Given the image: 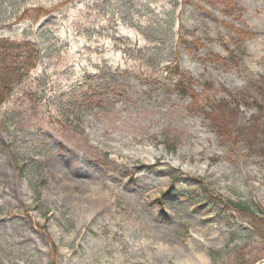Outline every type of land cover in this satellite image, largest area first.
Returning a JSON list of instances; mask_svg holds the SVG:
<instances>
[{"label": "rangeland", "instance_id": "1", "mask_svg": "<svg viewBox=\"0 0 264 264\" xmlns=\"http://www.w3.org/2000/svg\"><path fill=\"white\" fill-rule=\"evenodd\" d=\"M0 40L39 53L0 101V264H264V0H0Z\"/></svg>", "mask_w": 264, "mask_h": 264}, {"label": "trees", "instance_id": "2", "mask_svg": "<svg viewBox=\"0 0 264 264\" xmlns=\"http://www.w3.org/2000/svg\"><path fill=\"white\" fill-rule=\"evenodd\" d=\"M7 43L0 42L1 49H5ZM7 52L10 51V54H6L2 52L0 49V53L2 59V66L0 68V76H5L2 80H0V101H4L7 99L13 91L14 85L16 82L20 81L22 74H20V68H15L14 64L18 59H20L25 66L26 70H30L33 68V63L31 62V58L33 55L38 57L39 53L36 51L34 47L31 46L30 42H25L23 44H8ZM10 60L7 63V60Z\"/></svg>", "mask_w": 264, "mask_h": 264}, {"label": "bare ground", "instance_id": "3", "mask_svg": "<svg viewBox=\"0 0 264 264\" xmlns=\"http://www.w3.org/2000/svg\"><path fill=\"white\" fill-rule=\"evenodd\" d=\"M144 160H145V162H148V158H144ZM83 186L85 185V184H82ZM14 191V190H13ZM11 192H12V190H11ZM15 193H16V191H14ZM19 192V191H18ZM20 194V193H19ZM85 195H86V199L88 200V201H91V202H95L96 201V199H98L97 198V196L94 194V193H85ZM106 198L107 197H105L104 198V201H105V203L106 204H108L109 202H111L112 200L109 198V196H108V203L106 202ZM110 205V204H109ZM108 205V206H109ZM203 259H205L206 260V258L205 257H203Z\"/></svg>", "mask_w": 264, "mask_h": 264}]
</instances>
